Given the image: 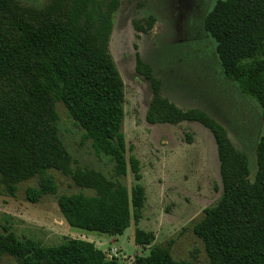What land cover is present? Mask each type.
Masks as SVG:
<instances>
[{"label":"trees","instance_id":"1","mask_svg":"<svg viewBox=\"0 0 264 264\" xmlns=\"http://www.w3.org/2000/svg\"><path fill=\"white\" fill-rule=\"evenodd\" d=\"M120 0H50L27 9L0 0V193L14 195L19 182L35 178L25 197L36 203L55 194L49 169L70 176L95 193H61L57 207L70 228L121 235L137 222L145 201L139 160L126 156L122 130L124 83L109 51L113 16ZM150 16L145 26L150 28ZM214 41L223 74L260 107L264 128V0H215L202 20ZM135 70L149 83L148 123L196 121L214 138L221 193L192 224L201 240L205 264H264V133L255 143L252 177L247 156L227 136L225 127L198 107L182 109L162 95V83L136 55ZM52 94L83 129L96 153L113 161L115 177L128 171L134 183L109 180L101 172L73 167L54 123ZM134 243L148 246L132 264H190L175 259L169 246L152 245L154 234L135 228ZM16 264H126L107 256L93 241L64 237L53 245L0 232V258Z\"/></svg>","mask_w":264,"mask_h":264},{"label":"rangeland","instance_id":"2","mask_svg":"<svg viewBox=\"0 0 264 264\" xmlns=\"http://www.w3.org/2000/svg\"><path fill=\"white\" fill-rule=\"evenodd\" d=\"M27 9H42L50 0H15ZM215 0H120L113 16L109 51L124 83L122 130L126 156L139 160L145 201L137 222L133 219L121 235H106L70 228L60 213L56 197L61 193L92 195L94 189L81 187L56 169L49 174L56 184L55 194H45L29 202L25 190L36 185L30 178L18 183L14 195L0 193V232L5 228L18 237H30L53 245L64 237L93 241L107 256L132 264L135 255L145 254L148 246L134 243L135 228L154 234L152 245L169 246L177 260L205 264L201 240L192 224L203 208L213 204L221 193L219 162L212 133L196 121L176 124L145 120L151 99L148 81L135 70L136 55L149 64L162 83V95L182 109L198 107L219 121L233 145L243 151L255 169V143L264 133L257 102L227 78L214 50V41L202 20ZM150 16L155 20L145 26ZM54 123L58 136L71 155L73 167L92 168L109 180L121 181L128 189L135 182L130 171L115 177L113 161L96 153L83 129L67 113L60 99L52 94ZM0 264H16L3 255Z\"/></svg>","mask_w":264,"mask_h":264}]
</instances>
